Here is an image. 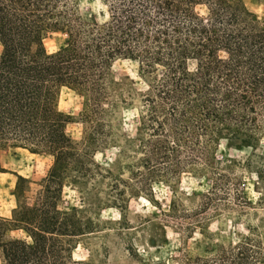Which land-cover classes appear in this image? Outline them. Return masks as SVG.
Here are the masks:
<instances>
[{
	"label": "trees",
	"instance_id": "obj_1",
	"mask_svg": "<svg viewBox=\"0 0 264 264\" xmlns=\"http://www.w3.org/2000/svg\"><path fill=\"white\" fill-rule=\"evenodd\" d=\"M102 2L105 16L86 20L75 0H0V149L52 157L32 203L16 198L11 217H0V264H82L72 256L73 237L88 226L57 203L65 183L83 184L102 174L93 155L107 145L118 146L124 161L131 159L120 169L133 180H111L110 189L121 181L130 194H149L156 181H178L201 162L209 165L221 141L254 145L264 130V19L244 0ZM53 32L66 39L48 52L43 39ZM117 59L135 63L145 86L133 133L120 137L114 122L131 102L122 93L113 95L119 84L110 69ZM63 87L84 96L78 140L66 132L72 118L57 106ZM17 178L16 191L29 186V180ZM197 226L184 227L187 239L194 228L202 233ZM187 239L167 262L264 259L262 242L251 236L206 247L209 255L193 253Z\"/></svg>",
	"mask_w": 264,
	"mask_h": 264
},
{
	"label": "rangeland",
	"instance_id": "obj_2",
	"mask_svg": "<svg viewBox=\"0 0 264 264\" xmlns=\"http://www.w3.org/2000/svg\"><path fill=\"white\" fill-rule=\"evenodd\" d=\"M75 2L83 19L105 16L102 0ZM244 2L258 18L264 19L263 2ZM65 39L64 33L53 32L43 39V45L51 52ZM110 74L119 84L113 95L122 93L131 102V107L121 108L117 113L116 134L132 135L138 95L145 86L131 61L117 59ZM57 106L72 118L66 124V132L74 140L80 139L84 130L78 118L84 107L82 92L63 87ZM259 136L250 146H228L221 141L209 165L201 162L190 173H182L178 181H156L149 194H130L121 181L111 190L109 184L114 179L119 181V177L133 182L130 173L120 169L126 161L118 154L116 145L109 144L96 151L93 160L104 170L110 169L116 178L102 170L101 175L87 179L86 183H65L57 203L58 209L73 211L78 221L88 226L84 233L73 237V258L82 264H154L162 259L164 264H171L166 258L187 239L184 227L189 224L201 225L203 229L200 233L194 228L189 234L187 244L193 253L209 255L204 252L206 247L227 246L244 236L260 240L264 247V130ZM51 164L52 157L44 152L0 149V217H11L16 198L28 205L32 203ZM218 173L224 176L220 178ZM17 175L30 181L21 191L15 188ZM11 234L20 235L16 231Z\"/></svg>",
	"mask_w": 264,
	"mask_h": 264
}]
</instances>
